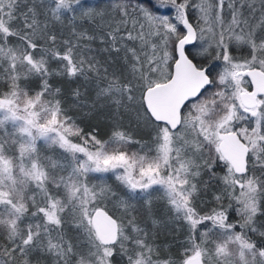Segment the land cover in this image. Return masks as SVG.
<instances>
[{
    "label": "snow or ice",
    "instance_id": "1",
    "mask_svg": "<svg viewBox=\"0 0 264 264\" xmlns=\"http://www.w3.org/2000/svg\"><path fill=\"white\" fill-rule=\"evenodd\" d=\"M0 264H264V0H0Z\"/></svg>",
    "mask_w": 264,
    "mask_h": 264
}]
</instances>
